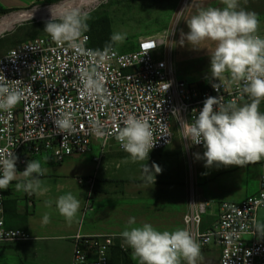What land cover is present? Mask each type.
<instances>
[{"label":"built area","instance_id":"2783aa9c","mask_svg":"<svg viewBox=\"0 0 264 264\" xmlns=\"http://www.w3.org/2000/svg\"><path fill=\"white\" fill-rule=\"evenodd\" d=\"M259 35L264 37V31ZM90 41L83 35L78 43L93 50ZM162 44V37L142 38L134 51L120 53L113 47L103 61L79 55L67 43L58 44L48 35L17 45L0 58V77L15 81L24 99L12 110L11 117L0 112V157L14 154L17 164L24 167L29 159L44 153L61 163L65 158L90 153L93 143L111 141L125 152L115 140V132L129 115L148 119L156 143L149 154L167 149L177 133L182 142L201 149L203 145H191L183 139L182 125L195 119L207 97L241 105L250 101L228 78L217 82L218 91L212 87L213 82L205 86L179 79L168 58H160ZM92 65L105 78L106 104L82 90L79 70ZM63 111L75 113L76 131L72 134L59 133L49 115ZM93 122L102 135L94 131ZM85 182L93 186V179L79 180L80 184ZM4 197V190H0V244L31 241L28 233L6 228ZM188 205L183 217L185 229L201 248L220 247V264H264V237L254 233L253 225L264 207V175L256 194L238 203H222L218 221L205 232L201 227L209 203L191 199ZM73 242V264H115V253L135 264L132 250L123 245L120 236L77 235Z\"/></svg>","mask_w":264,"mask_h":264},{"label":"clouds","instance_id":"9594fccd","mask_svg":"<svg viewBox=\"0 0 264 264\" xmlns=\"http://www.w3.org/2000/svg\"><path fill=\"white\" fill-rule=\"evenodd\" d=\"M221 3L224 7L200 8L186 20L189 32L184 34L182 43L186 40L192 47L200 48L205 41L214 42V50L209 56L212 87L218 91L217 82L227 73L228 82L235 84L250 102L242 105L235 101L222 103L219 97H207L195 119L182 125L185 127L183 139L191 145H203L202 157L196 154V158L204 159L205 167H244L264 159V113L260 111V103L264 100V37L258 34L257 13L240 7V0H221ZM55 8L56 5L50 8L51 18L46 21L44 31L54 42L67 43L79 55L99 57L103 61L113 51V45L126 38V33L114 32L103 51L85 49L78 40L89 28L88 12L83 11L78 0H63L61 10L55 11ZM78 77L87 95L105 104L109 102L105 78L97 66L81 68ZM23 99L24 93L15 81L0 77V112L11 117L12 110ZM49 115L59 133L76 131L75 113L63 111ZM93 129L98 136L102 135L96 122H93ZM115 140L133 161L147 160L156 144L148 119L134 115L127 116L123 127L117 128ZM17 159L14 154L0 157V190H7L17 179ZM154 168L156 173L161 171L158 166ZM145 169L150 171L147 165ZM48 171L39 160L28 161L24 170L19 171L22 179L15 184V190L30 196L47 193L49 189L41 177ZM147 180L152 182V177L148 176ZM55 204L68 223L77 218L81 207L80 200L71 192L60 195ZM51 206L52 201H45V207ZM49 221L50 216L45 213L43 223ZM134 225L136 220L132 217L120 237L123 245L132 250V259L137 264H182V261L197 264L201 259V245L187 229L160 231L150 223ZM253 225L254 233L264 237V222L254 220Z\"/></svg>","mask_w":264,"mask_h":264},{"label":"crops","instance_id":"0c3cea01","mask_svg":"<svg viewBox=\"0 0 264 264\" xmlns=\"http://www.w3.org/2000/svg\"><path fill=\"white\" fill-rule=\"evenodd\" d=\"M41 1L43 0H0V7L13 12L30 10ZM262 28L264 31V25ZM175 139L179 141L174 143ZM96 145L97 142L93 143L90 153L65 158L61 163L55 162L50 155L44 153L29 159L28 161L39 160L42 167L49 169L41 177L49 191L42 195L30 196L15 190V184L22 179L19 171L26 167L17 164V179L4 190V222L6 228L24 231L32 240L0 244V264H73L75 236H120L132 217L136 220L134 226L141 225V219L137 218V203L148 202L145 197H138V193L145 192V185L135 186L134 192L129 194L123 188L113 186L112 182L123 178L128 172L113 176L105 172L98 173L101 168L105 169L110 160L117 159L109 158L94 163L89 155ZM195 150L199 149H193L182 142L177 133L167 149L149 154L148 159L142 163L150 170L143 167L141 175L146 178L151 176L152 181L173 179L166 186H149L150 191L154 188L157 194L166 196L160 198V204L167 211V216L159 220L164 228L157 230L185 229L183 217L189 211L190 200L195 199L209 203L201 227V231L205 232L218 221L222 203H238L258 192L261 177L264 175V159L244 167L223 166L213 175L208 169L189 166V153L192 156ZM173 155L176 158L171 159ZM154 166H158L161 171L156 173ZM199 173L200 178L197 177ZM80 179H93V186L90 187L87 182L80 184ZM101 180L111 183L104 188L107 192L96 193L95 183ZM67 192H71L81 202L77 218L72 223H68L59 214L55 204L56 199ZM48 200L52 201L51 208L45 207V201ZM45 213L50 216L47 224L43 223ZM220 251V247L215 245L201 248V259L197 264H220ZM116 256L113 254L112 258L117 261ZM182 264L186 262L182 261Z\"/></svg>","mask_w":264,"mask_h":264},{"label":"rangeland","instance_id":"374dc122","mask_svg":"<svg viewBox=\"0 0 264 264\" xmlns=\"http://www.w3.org/2000/svg\"><path fill=\"white\" fill-rule=\"evenodd\" d=\"M62 2L63 0H43L30 10L15 11L8 15L3 14L4 16L1 14L0 21L11 15L25 13L28 15L43 9H50L52 5L58 7L62 5ZM82 2H85V0H82ZM209 6L224 7L221 0H106L102 1L98 6L86 10L89 14L87 21L89 28L81 36L88 35L92 39V45H98L96 48L101 49L110 43L112 33H126V38L122 43L113 45L120 53L134 51L138 39L162 37L163 44L160 58H168L174 66L173 69L177 77L190 84L206 86L211 82L209 56L214 50V42L205 41L199 45L200 48H194L186 40L182 43V40L184 39V34L189 32L186 20L196 14L200 8ZM240 7L257 13L260 21L258 34L262 33L264 25V0H240ZM48 20V17L25 19L16 23L10 30L2 32L0 34V58L7 55L10 50L23 42L26 43L48 35L44 31L45 23ZM224 78L229 79V75L225 73ZM260 111L264 113V100L260 103ZM177 141L179 140L175 139L174 143ZM204 150H195L192 156L189 153V161H191L189 166L208 169L214 175L223 166L205 167V160L196 158V154H200L202 157ZM174 155L170 158H176ZM89 156L94 163H100L109 158L117 159L110 160L104 170L101 168L98 171L100 174L105 172V174L109 173L113 176L128 172L123 178L117 179L112 183L106 180L96 181L94 186L96 193L107 192L104 188H106L108 183L113 184L117 188H123L126 194L131 193V191L134 192L135 186L139 187V185L144 184L143 189L145 192L138 193V197H145L148 199V202L137 203V218L141 219V225L143 223H150L156 229L164 228L159 220L167 216V211L160 204L162 202L160 198L166 196L157 194L154 188L153 191H150L149 186L152 184L166 186L173 179H159L158 181L149 182L146 180V176L141 175V171L145 167L142 164L143 161H133L128 153L120 151L112 141L97 143ZM197 177L200 178L201 174L199 173ZM156 198L160 200L158 201ZM257 222H264V207L258 211ZM118 264L123 263L119 261Z\"/></svg>","mask_w":264,"mask_h":264},{"label":"bare ground","instance_id":"6f19581e","mask_svg":"<svg viewBox=\"0 0 264 264\" xmlns=\"http://www.w3.org/2000/svg\"><path fill=\"white\" fill-rule=\"evenodd\" d=\"M82 0H78L79 3H81ZM102 1H106V0H85V2H82V9L83 11L89 10L90 8H93L94 6H98ZM62 5L56 7L54 10L55 11H60L61 10ZM48 17L49 19L51 18V13H50V9H43L40 11H37L35 13L32 14H20V15H11L6 19H2L0 21V34L5 31L10 30L16 23L23 21V20H27L30 18H46Z\"/></svg>","mask_w":264,"mask_h":264},{"label":"trees","instance_id":"16d2710c","mask_svg":"<svg viewBox=\"0 0 264 264\" xmlns=\"http://www.w3.org/2000/svg\"><path fill=\"white\" fill-rule=\"evenodd\" d=\"M53 1V0H52ZM55 1V0H54ZM13 11H6V10H4L3 8H1L0 7V15L2 14H4V15H8V14H10V13H12ZM3 15V16H4ZM32 41V40H31ZM91 41H92V39H91ZM90 41V43H89V46L91 47V48H93V50H97L98 48H96V46H98V45H92V42ZM29 42V41H28ZM101 49H104V48H101ZM101 49H99V50H101ZM117 256L116 257H118V259H117V261L116 260H114V259H112L113 260V262L115 263V264H118L119 263V261H121L123 264H132L131 262H130V260H128V257H126V256H122V255H120V254H118V253H115ZM118 262V263H117Z\"/></svg>","mask_w":264,"mask_h":264},{"label":"snow or ice","instance_id":"6c2138e0","mask_svg":"<svg viewBox=\"0 0 264 264\" xmlns=\"http://www.w3.org/2000/svg\"><path fill=\"white\" fill-rule=\"evenodd\" d=\"M146 48L150 47V45H145Z\"/></svg>","mask_w":264,"mask_h":264},{"label":"water","instance_id":"95a60500","mask_svg":"<svg viewBox=\"0 0 264 264\" xmlns=\"http://www.w3.org/2000/svg\"><path fill=\"white\" fill-rule=\"evenodd\" d=\"M29 20V19H28Z\"/></svg>","mask_w":264,"mask_h":264}]
</instances>
